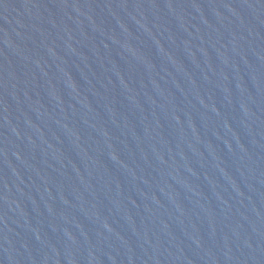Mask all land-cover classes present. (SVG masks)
<instances>
[{
  "label": "water",
  "instance_id": "95a60500",
  "mask_svg": "<svg viewBox=\"0 0 264 264\" xmlns=\"http://www.w3.org/2000/svg\"><path fill=\"white\" fill-rule=\"evenodd\" d=\"M0 264H264V0H0Z\"/></svg>",
  "mask_w": 264,
  "mask_h": 264
}]
</instances>
